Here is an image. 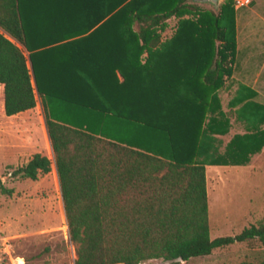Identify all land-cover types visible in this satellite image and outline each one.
<instances>
[{
	"label": "trees",
	"instance_id": "trees-1",
	"mask_svg": "<svg viewBox=\"0 0 264 264\" xmlns=\"http://www.w3.org/2000/svg\"><path fill=\"white\" fill-rule=\"evenodd\" d=\"M233 13V0L216 9L0 0V112L39 99L74 264L186 261L235 242L264 250V218L209 236L204 166L245 164L264 145V106L246 102L238 112L246 130L221 152L213 146L211 134L228 127L216 91L234 59ZM49 170L35 152L10 175L34 180ZM239 264H264V255Z\"/></svg>",
	"mask_w": 264,
	"mask_h": 264
},
{
	"label": "rangeland",
	"instance_id": "rangeland-1",
	"mask_svg": "<svg viewBox=\"0 0 264 264\" xmlns=\"http://www.w3.org/2000/svg\"><path fill=\"white\" fill-rule=\"evenodd\" d=\"M234 3L233 0L232 72L216 91V114L225 113L228 127L223 134H211L217 153L233 134L246 130L244 119L238 116L240 106L246 102L264 106V7L248 14L247 8V12H240L241 8ZM258 126L264 128V122ZM35 152L49 159L50 170L38 174L34 180L12 177L10 171ZM205 166L210 238L233 235L264 218V145L245 164ZM0 187L10 190L9 193L0 190V264H74L75 244L68 237L52 151L39 106L11 117L0 112ZM263 255L264 250L255 241L235 242L205 256L163 263L239 264ZM159 262L150 259L140 264Z\"/></svg>",
	"mask_w": 264,
	"mask_h": 264
},
{
	"label": "crops",
	"instance_id": "crops-1",
	"mask_svg": "<svg viewBox=\"0 0 264 264\" xmlns=\"http://www.w3.org/2000/svg\"><path fill=\"white\" fill-rule=\"evenodd\" d=\"M189 2H191V3H194L196 6H198V7H200V8H202V7H209L210 9H216L217 7H214L212 4H210L209 2H205V1H201V2H197V1H192V0H188ZM222 2V1H221ZM220 2V3H221ZM249 6L246 4V5H244V6H242V7H239V8H241V10H240V12H243V13H245V12H247L248 10H249V12H248V14L250 13V14H255L254 12H256V9L257 8H259V7H264V0H249ZM246 8L248 9V10H246ZM175 21H176V18L175 17H173V16H171L170 18H168L166 21H165V23H166V27H165V29H164V31L162 32V34H161V36L163 37V36H167V35H170V33H171V31H172V26L174 25V23H175ZM6 35V34H5ZM7 36V35H6ZM8 37V36H7ZM231 72H232V69H231ZM231 72H230V75H231ZM229 75V76H230ZM229 76H227L226 78H225V80L229 77ZM225 80H224V82H225ZM36 106H39V108H40V102H39V99H36V102H35V106L34 107H32V108H30V109H27V110H24V111H21V112H18V113H15V114H13V115H10V116H5L4 114V116L5 117H11V116H17L18 114H21V113H23V112H27V111H30V110H32L33 108H35ZM40 111H41V108H40ZM42 115V114H41ZM240 133H242V132H240ZM206 166H204V168H205ZM205 185H206V178H205ZM206 196H207V191H206ZM209 208V201H208V198H207V215H208V209Z\"/></svg>",
	"mask_w": 264,
	"mask_h": 264
},
{
	"label": "water",
	"instance_id": "water-1",
	"mask_svg": "<svg viewBox=\"0 0 264 264\" xmlns=\"http://www.w3.org/2000/svg\"><path fill=\"white\" fill-rule=\"evenodd\" d=\"M192 1H197V2L205 1V2H209L214 7H217L222 0H192ZM177 260H180V259H177Z\"/></svg>",
	"mask_w": 264,
	"mask_h": 264
},
{
	"label": "built area",
	"instance_id": "built-area-1",
	"mask_svg": "<svg viewBox=\"0 0 264 264\" xmlns=\"http://www.w3.org/2000/svg\"><path fill=\"white\" fill-rule=\"evenodd\" d=\"M234 2L236 7H240L246 5L249 2V0H234Z\"/></svg>",
	"mask_w": 264,
	"mask_h": 264
}]
</instances>
